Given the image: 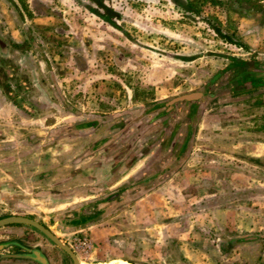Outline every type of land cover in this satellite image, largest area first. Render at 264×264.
I'll return each mask as SVG.
<instances>
[{
    "label": "rangeland",
    "instance_id": "1",
    "mask_svg": "<svg viewBox=\"0 0 264 264\" xmlns=\"http://www.w3.org/2000/svg\"><path fill=\"white\" fill-rule=\"evenodd\" d=\"M99 1L117 13L118 28L89 11L100 10L90 0H0V183L24 184L41 195L46 181L68 177L77 156L88 166L140 165L121 186L95 191L97 202L118 201L102 205L84 223L113 226L115 234L100 243L108 254L102 259L138 261L144 245L173 256L177 233L185 229L190 239L233 243L248 235L264 245V24L235 0H183L186 9L170 0ZM229 58L247 62L245 71L261 79L240 82V68L228 67ZM232 73L234 80L240 77L232 81ZM190 93L209 97L179 163L140 191L133 189L167 141L158 131L143 136L126 124L134 116L128 113ZM81 120L95 121V132L82 140L59 136L57 129ZM181 134L170 143L172 150ZM99 140L104 144L87 154ZM56 143L70 150L56 154ZM32 180L42 185L35 190ZM127 185L132 198L118 194ZM156 215L165 216V234L157 233ZM32 218L47 227L56 216ZM47 228L64 240L57 227ZM96 258L89 259L101 260Z\"/></svg>",
    "mask_w": 264,
    "mask_h": 264
},
{
    "label": "crops",
    "instance_id": "2",
    "mask_svg": "<svg viewBox=\"0 0 264 264\" xmlns=\"http://www.w3.org/2000/svg\"><path fill=\"white\" fill-rule=\"evenodd\" d=\"M97 18L101 22H105L100 17L97 16ZM16 35V32L12 33V40H15ZM0 56H5L4 48L0 50ZM18 103L13 100H6L4 104L13 106ZM160 105L165 104L164 102L152 104L153 108H158V110ZM70 124H75L74 129H70L71 133H59V136L67 139V141L68 139L82 140L84 136L94 131L84 130L82 132V130H79L90 124L87 120L76 121ZM76 130L79 132L72 133ZM37 134L36 136L40 137ZM53 147L56 154H66L70 150V146L67 144H62V146L58 147V143H56ZM106 149H108V146H105L101 150L99 149L100 151L98 152H104ZM86 160L77 156V161L74 164L68 165V170L71 171V173L68 172V177H62L63 179L59 181H53V184L52 181H46V187L43 189L44 191L41 195L33 193L35 191H32L34 190L32 187L31 190L27 188L25 190L24 184L17 185L8 181L4 185L0 183V211L7 212L3 216L23 215L31 218L39 216L41 219L54 217L55 215L56 218L52 224L50 226L48 224L45 225L50 229H52L51 227L59 229L60 235L65 236V243L74 252L80 264H119V260L123 259L115 257L102 259L103 253L105 256L108 254L105 253L104 246L100 243L107 241L108 238L115 234V232H110L113 226L104 225V222H99L101 220H95L94 223L90 222L88 224L78 223L74 221V218L77 216L76 214L80 216V213H82L81 215H84L85 208H83L82 212L76 209H78L79 205L93 200L97 195L95 191H97L99 186H105V191L121 186L137 169L139 170L140 165L126 168L119 165L116 161L107 164L100 162L93 166H88ZM75 175H77V178L74 180ZM80 177H82V180H80ZM32 181L35 184V190L42 185L34 180ZM14 186L18 188L15 189ZM17 189L24 190V193H21L19 190L16 191ZM46 211L50 213L48 215L44 214L43 212ZM130 214L132 218L139 217L133 211ZM156 217L158 219L155 225L157 233L165 234L161 229L166 225L163 219L165 216L156 215ZM221 229H224V227ZM34 230L33 227L24 224H11L0 227V264H39L27 256L31 249L39 250L47 259L48 264H61L63 260H65L63 264H70L69 256L67 259V257L62 258L60 255V253H65L64 251L56 247L49 240L46 243L40 239L37 233H35L37 231L33 232ZM200 230L203 231L204 229L200 228ZM53 232L56 233L55 231ZM188 232L190 231L185 229L177 233L175 241L177 253L173 256H167L163 252H159L156 255L155 252H151L150 247L144 245L141 250L144 257L141 256L138 258V261L136 259L123 261L126 264H138L140 262H142L140 264H264V245L262 239L256 240L253 238L249 241L240 240L233 243L231 241H223L222 239L219 242H212V240L203 241L201 238L199 240L190 239ZM193 233L202 235L195 228L193 229ZM201 237L203 238V235ZM81 240L85 241L86 248L79 245L78 241ZM228 242L229 244H227ZM162 243H159L157 247L159 248ZM146 256L148 259L145 258ZM94 257L101 260L89 259Z\"/></svg>",
    "mask_w": 264,
    "mask_h": 264
},
{
    "label": "flooded vegetation",
    "instance_id": "3",
    "mask_svg": "<svg viewBox=\"0 0 264 264\" xmlns=\"http://www.w3.org/2000/svg\"><path fill=\"white\" fill-rule=\"evenodd\" d=\"M208 97V94L204 93L200 94L197 98L189 100L183 99L178 101L174 99L164 103L165 105H160L159 110L151 106L146 109H140L139 116L133 114L134 116L130 125L136 126L137 130L141 129L139 132L142 133L143 136L145 135L144 133H155L158 131V133H162L163 138L167 141L160 144L154 157L150 160L151 162L144 168V170L147 169L146 172L140 175L135 181L137 187H143L145 183L154 180L157 176L167 173L173 166L179 163L187 146L189 136L193 131L195 122ZM143 117H145V120H143ZM179 133L183 135L181 134L180 136L181 139L178 141V146H174L172 150V144L170 143H172V140L175 139ZM165 143L167 144L165 145ZM164 155L166 156L165 159L161 160ZM109 200L110 199H105L102 200V202ZM99 210L100 209H98V211ZM63 261L61 264H63ZM69 262L72 264L71 260H69Z\"/></svg>",
    "mask_w": 264,
    "mask_h": 264
},
{
    "label": "trees",
    "instance_id": "4",
    "mask_svg": "<svg viewBox=\"0 0 264 264\" xmlns=\"http://www.w3.org/2000/svg\"><path fill=\"white\" fill-rule=\"evenodd\" d=\"M91 3L95 4V7H98V9L100 10H97L93 7H88V10L91 11L92 13H94L95 15H97L98 17H100L103 21H105L106 23H108L109 25H111L112 27L114 28H118V26L116 25L115 23V20L118 15L115 11H113L111 8L103 5V3H101L99 0H90ZM174 5H176L178 8H181V9H186L187 8V3L183 0H170ZM236 4L238 5L239 8H241L243 11L247 12L251 17H253V19L258 23V24H264V4L262 3L261 0H235ZM3 45L2 42L0 43V46ZM230 60V65L228 67H232L233 70L236 72V67L240 68V72H241V76H243V79L240 80V82L242 81H249V82H254L255 80H258V79H261L260 76L256 75V74H252V73H249L248 71H245V65H247V62L245 61H242L240 59H236V58H229ZM237 74V73H236ZM248 74V75H246ZM236 77V79L234 80L235 78V73H232L230 75V80L232 81H236L239 77ZM138 114L139 116V113H140V109H137V110H134V111H130L128 114ZM132 118H127L125 120L126 124L130 123L132 121ZM95 120V119H94ZM96 121V120H95ZM95 121H89V122H92V124L95 122ZM91 125V124H89ZM74 126L75 124H69V125H66L65 127H62L60 129H57V131L59 133H71V130L70 129H74ZM79 130H82V132L85 129L84 128H81ZM79 131L76 130L72 133H78ZM148 134V133H147ZM150 134V133H149ZM104 140L102 141H96L95 143H93L90 148L86 151V153H91L92 151L100 148L104 143H103ZM131 183V182H130ZM139 184V183H138ZM127 185V187H122L119 189L118 191V194H124V195H127L128 197L132 198L131 196H129V193L131 192L132 188L131 186ZM133 189H136L138 191H140V187H137L136 185V182L134 181L133 183ZM132 194V193H131ZM137 194H135L136 196ZM116 198V197H115ZM111 199L109 201H106V202H97L96 199L90 201V202H87V203H84V204H81L79 205L78 210L79 212H82V209L85 208L86 206L88 205H91L92 207L95 208V211H92L93 213H88V214H84V215H81L82 213H80V216L78 214H76L77 216L74 218V221L78 222V223H85L86 221H89L93 218H95L98 214V209L102 206V205H105V204H109V205H114L116 204V202H118L116 199ZM78 213V212H77ZM253 238L250 237V236H244L242 238H238L236 241H249V240H252ZM235 242V240H234Z\"/></svg>",
    "mask_w": 264,
    "mask_h": 264
},
{
    "label": "water",
    "instance_id": "5",
    "mask_svg": "<svg viewBox=\"0 0 264 264\" xmlns=\"http://www.w3.org/2000/svg\"><path fill=\"white\" fill-rule=\"evenodd\" d=\"M200 96V93H190L179 97L178 99H193ZM92 128L91 125H86L85 129L90 130ZM11 224H24L33 227L42 233L51 243H53L56 247L64 251L70 258L72 264H80L71 250V248L65 243L64 240L56 236L52 231H50L47 227H45L41 222L37 220L23 216V215H7L0 217V227L11 225ZM32 260L36 261L39 264H48L47 259L44 257L42 253H40L37 249H31L29 254L27 255Z\"/></svg>",
    "mask_w": 264,
    "mask_h": 264
},
{
    "label": "built area",
    "instance_id": "6",
    "mask_svg": "<svg viewBox=\"0 0 264 264\" xmlns=\"http://www.w3.org/2000/svg\"><path fill=\"white\" fill-rule=\"evenodd\" d=\"M78 243H79V245L80 246H83V247H85L86 248V243H85V241H83V240H81V241H78Z\"/></svg>",
    "mask_w": 264,
    "mask_h": 264
},
{
    "label": "bare ground",
    "instance_id": "7",
    "mask_svg": "<svg viewBox=\"0 0 264 264\" xmlns=\"http://www.w3.org/2000/svg\"><path fill=\"white\" fill-rule=\"evenodd\" d=\"M118 263H119V264H126V262H124L123 260H119Z\"/></svg>",
    "mask_w": 264,
    "mask_h": 264
}]
</instances>
